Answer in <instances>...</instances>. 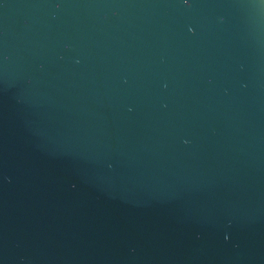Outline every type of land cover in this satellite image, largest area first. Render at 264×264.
<instances>
[{
  "label": "water",
  "instance_id": "obj_1",
  "mask_svg": "<svg viewBox=\"0 0 264 264\" xmlns=\"http://www.w3.org/2000/svg\"><path fill=\"white\" fill-rule=\"evenodd\" d=\"M0 264H264V0H0Z\"/></svg>",
  "mask_w": 264,
  "mask_h": 264
}]
</instances>
